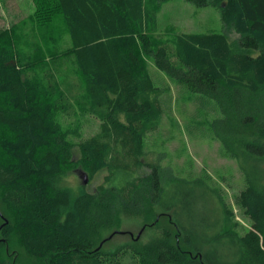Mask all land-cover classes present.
I'll return each mask as SVG.
<instances>
[{
  "label": "trees",
  "instance_id": "trees-1",
  "mask_svg": "<svg viewBox=\"0 0 264 264\" xmlns=\"http://www.w3.org/2000/svg\"><path fill=\"white\" fill-rule=\"evenodd\" d=\"M34 1L39 26L59 15L68 42L46 59L26 28L0 34V264H23L15 245L32 264H264V0H186L217 8L238 38L181 32L172 44L157 38L172 0ZM151 64L212 101L211 137L241 174L233 202L207 169L179 176L142 161L172 101L155 96ZM77 109L100 125L74 142L61 117ZM78 167L109 174L75 192ZM117 173L130 178L111 186ZM126 218L145 219L147 240L98 246Z\"/></svg>",
  "mask_w": 264,
  "mask_h": 264
},
{
  "label": "rangeland",
  "instance_id": "rangeland-1",
  "mask_svg": "<svg viewBox=\"0 0 264 264\" xmlns=\"http://www.w3.org/2000/svg\"><path fill=\"white\" fill-rule=\"evenodd\" d=\"M37 6L34 0H0V34L4 31L24 30L32 33V38L40 42V53L48 58V52L66 46L67 32L59 15L51 17V22L42 28L36 18ZM159 31L157 38L164 44H172L176 34L185 33H226L231 40L238 38L222 21L219 10L215 7H197L186 0H172L164 4L159 16ZM25 38V37H23ZM27 46V44H25ZM151 69L156 75L158 91L155 94L160 99L171 93L170 108L164 112L163 130L156 137L150 136L146 140L148 154L141 157L145 164H161L168 173H177L185 176L189 169L200 173L204 169L213 176V179L227 191L229 201L233 202L235 194L240 189L241 174L235 161L220 156V144L211 137V125L217 118L210 113L211 100L205 97H194L176 86L164 73L159 72L153 64ZM73 79L79 80L69 62L64 67ZM168 97V96H167ZM64 131L70 135L74 142L96 134L99 131L100 120L92 115H83L80 109L71 117H61ZM179 125V129L177 128ZM76 157L79 155L77 147L74 149ZM147 167L139 170L138 175H146ZM109 174L107 169L100 171L93 179H89L81 168L70 171L67 182L75 192L83 187L90 192L104 183ZM86 177L88 178L85 182ZM130 177L117 173L111 186H120ZM223 178L226 180L223 181ZM238 218L244 222L240 212L236 209ZM5 222L0 219V226ZM145 219H123L119 228H112L103 234L101 246L107 251L115 250L126 244L146 241L149 237L143 227ZM140 235V236H139ZM112 236V237H111ZM111 237V238H110ZM104 243H103V241ZM0 242H3L0 236ZM100 244V245H99ZM16 253L12 254L16 260L23 264H32V260L23 252L19 245H15ZM32 261V262H31Z\"/></svg>",
  "mask_w": 264,
  "mask_h": 264
},
{
  "label": "water",
  "instance_id": "water-1",
  "mask_svg": "<svg viewBox=\"0 0 264 264\" xmlns=\"http://www.w3.org/2000/svg\"><path fill=\"white\" fill-rule=\"evenodd\" d=\"M87 180H88V178L86 177L85 182H87ZM139 236H140V235H139ZM111 237H112V236H111ZM111 237H110V238H111ZM101 246H102V245H101Z\"/></svg>",
  "mask_w": 264,
  "mask_h": 264
}]
</instances>
